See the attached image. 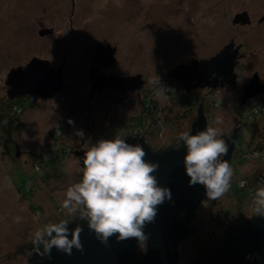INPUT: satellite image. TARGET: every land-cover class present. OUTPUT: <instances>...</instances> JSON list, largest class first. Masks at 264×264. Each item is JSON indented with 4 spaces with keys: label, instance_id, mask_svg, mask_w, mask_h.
<instances>
[{
    "label": "rangeland",
    "instance_id": "obj_1",
    "mask_svg": "<svg viewBox=\"0 0 264 264\" xmlns=\"http://www.w3.org/2000/svg\"><path fill=\"white\" fill-rule=\"evenodd\" d=\"M244 10L251 24L234 25L235 15ZM263 15L264 0H0L1 102L6 101V79L12 68L25 66L35 56L56 67L66 63L62 94L37 97L31 103L24 99L19 125L0 131V264H37L35 231L47 223L78 218V213L69 214L61 207L67 188L82 179L83 157L75 151L88 150L117 134L146 137L145 142L158 149L189 132L198 104L190 111L181 86L162 81L177 64L215 55L234 39L245 44L243 51L250 60L263 59L246 65L264 72ZM44 27H53L54 34L40 35ZM97 44L118 49L116 63L102 71L143 74L142 91L105 89L92 94L90 65ZM156 75L164 86L159 95L158 86L151 83ZM166 85L179 91L172 89L169 96ZM216 95L218 105L204 103L208 123L222 128L225 140L240 126L230 162L234 176L227 193L217 200L206 198L197 209L191 222L196 230L182 245L180 264L199 260L201 253L220 245L229 225L254 217L252 198L264 184V177L259 181L264 176V112L253 122L240 121L241 108L256 100L242 105L230 91ZM123 96L128 100L120 104ZM218 115L222 125L215 123ZM80 130L83 136L77 134ZM253 133L251 147L262 152L255 159L247 149ZM16 216L22 217L20 223L14 222ZM137 251L144 253L146 244Z\"/></svg>",
    "mask_w": 264,
    "mask_h": 264
},
{
    "label": "water",
    "instance_id": "obj_2",
    "mask_svg": "<svg viewBox=\"0 0 264 264\" xmlns=\"http://www.w3.org/2000/svg\"><path fill=\"white\" fill-rule=\"evenodd\" d=\"M261 20H264V16ZM250 22L251 20L247 11L237 14L233 19L234 24H247ZM50 32L51 29H41L39 31L42 36ZM234 45V42L229 43L211 58L193 59L189 64H177L168 72V75L181 81L183 87L188 91L199 86V84L206 80L212 72L225 75L227 79L229 78L228 82L234 84L235 60L240 49L239 45L231 52ZM116 53L117 47H113L111 44L96 45L90 65L92 94L96 92L101 93L106 88H112L122 93H134L141 90L145 85L146 80L143 74L139 73L121 76L106 74L101 70L102 67L109 68L115 64ZM64 66L65 62L56 68L51 60L35 56L25 66L21 65L12 68L6 79V85L9 87L7 92L8 97L10 99L25 95L43 99L54 97L66 86L63 80ZM204 86L210 87L212 83L207 81ZM261 92H264V88H260L257 80L253 79V81L245 87V94L241 104H245L247 98ZM198 112L199 115L203 117V122H201V124L203 126L209 124L203 104L199 105ZM195 116L192 119V123ZM203 126L200 127V130L205 128H203ZM239 129L240 126L235 128L234 134L236 136H239ZM231 136L232 135H225L227 140H229ZM127 138L129 137L127 136ZM132 138L143 139L145 141L146 137ZM177 142L162 146L158 149L167 148ZM128 143L141 145L146 152L145 160L150 163L158 164V169L153 175L156 176L158 185L161 187L169 188L168 186L172 184V187L169 189L173 192L174 198L172 201L176 200L175 203L178 204L177 207L196 202L195 200L198 197L206 193L205 187L200 184L195 186L189 185L190 177L186 174L184 155L175 153L169 157L156 160L151 154L149 147L142 141L135 140L134 142L129 141ZM146 143L149 144V142ZM233 149L234 144L230 146L226 160L231 158ZM86 151L87 150H81L75 152L77 155H84ZM17 155H20L18 149ZM78 224H82L83 227L80 237L83 245V252L73 247L72 254L68 255L53 247L50 256L47 254L41 255L43 258L41 264H129L133 257V251L139 244L137 239L130 238L124 241H118L116 235H114L109 238L108 243L105 244L97 239L94 232L89 230L87 222L83 221ZM76 226V223L69 225L72 229ZM195 227V225L191 227L193 233L196 230ZM144 231L157 245V248L151 250L139 264H173V256L170 254V250L176 246L181 237L186 234L182 231L181 227L167 215H160L157 213L154 222L148 223ZM69 238L71 239V236H69ZM262 245H264V217H255L250 221L247 229L239 232L223 246L217 258L211 264L254 263L256 261L254 259L255 253L258 252ZM199 260H195L194 262Z\"/></svg>",
    "mask_w": 264,
    "mask_h": 264
},
{
    "label": "clouds",
    "instance_id": "obj_3",
    "mask_svg": "<svg viewBox=\"0 0 264 264\" xmlns=\"http://www.w3.org/2000/svg\"><path fill=\"white\" fill-rule=\"evenodd\" d=\"M151 83L158 86L159 95L164 89L161 78L156 75ZM215 123L222 125L223 117L218 115ZM77 134L83 136L82 130ZM179 140L187 149L184 164L189 185L204 186L209 200H217L227 193L234 172L230 162L221 159L229 151L228 143L222 138V128L207 124L195 134L181 132ZM145 157L141 145L129 144L119 134L92 144L84 153L82 179L67 188L62 209L69 214L78 213V218L87 222L89 230L102 243L107 244L116 235L118 241L135 238L140 245L146 244L149 237L144 229L154 222L158 206L172 199V192L158 185L153 175L158 164L147 162ZM252 205L255 215L264 216V184L257 187ZM21 220L20 216L14 218L15 223ZM69 225L68 220L61 219L36 230L32 243L37 253L50 256L53 247L68 255L72 254L73 247L83 252L82 224L74 229Z\"/></svg>",
    "mask_w": 264,
    "mask_h": 264
},
{
    "label": "flooded vegetation",
    "instance_id": "obj_4",
    "mask_svg": "<svg viewBox=\"0 0 264 264\" xmlns=\"http://www.w3.org/2000/svg\"><path fill=\"white\" fill-rule=\"evenodd\" d=\"M245 11L246 10H244L243 12H245ZM240 13H242V12H240ZM248 14H249V12H248ZM249 17H250V15H249ZM262 17H261V19H262ZM261 19H260V22H263L264 20H261ZM250 20H251V17H250ZM251 22H252V20H251ZM251 22L247 23V24L237 23V24H234V25L246 26V25H250ZM42 29H51V32L46 34V35L54 34V28L53 27H44ZM231 42L235 43V45L231 49V52L234 51L236 49V47L240 45L239 53H238L237 58L235 60V67H234L235 82H234V84H230L228 82L229 78L227 79V77L225 75H223L221 73H217V72H212L206 78V80L202 81L199 84V86H197L195 88H192L189 91L186 90L183 87V84H182L181 81L174 79L173 77L169 76L168 74H167V78L162 79V80L168 81L170 84L171 83L172 84L176 83V84L180 85L181 88H182V91H180V92L185 94V96H186V98H187V100L189 102H192V106H195V103L198 104L197 115L194 118V121L192 123V126L190 128L189 133L195 134L194 131L200 130V127L203 126L201 124V122H203L202 121L203 117H201L199 115V112H198L199 105L200 104L204 105V103L208 104L210 102L213 103L216 100L219 101L220 98L216 95V92H219V91H221V92L230 91L234 95L233 98H235L236 101L241 103L242 99H243V96L245 94V87L251 81H253V79L257 80V82L259 83V87L260 88H264V72H263V69H261V68L254 69V66H252L253 64L251 66L246 65L250 61L251 62H256V63H258L259 61L263 62V59L262 58L256 59L255 57H253L250 60L246 56L244 51H243L245 49V44L244 43H240V42L238 43L234 39L231 40ZM117 51H118V49H117ZM212 56H214V55H211V56H209V57H207L205 59L211 58ZM63 62H65V61H62V63ZM65 65H66V63H65ZM56 68H58V67H56ZM103 68H105V67H102V69ZM109 68H105V69H109ZM64 69H65V66H64ZM207 81L212 83V86H210V87L204 86ZM106 89H112V88H106ZM174 89L176 91H179L177 89V87L174 88ZM193 90H195V91L199 90V92L201 91V92H204V93L202 95L199 94V93L194 94ZM62 92L63 91H60V94H62ZM137 92H140V90L136 91L134 93H137ZM117 93H121V91H117ZM127 93H130V92H127ZM168 95L171 96V92H169ZM199 95L201 96V98H199L200 97ZM36 99H37V97H36ZM252 100H256L255 101L256 103L264 102V92L258 93L256 95H253V96L247 98L245 104L249 103ZM245 104H243V105H245ZM245 108L246 107L244 106V108H242V109H245ZM204 127H206V126H203V128ZM239 137H240V135L236 136L234 134V135L231 136V138L229 140H226V142L229 145V148H230L231 145L234 144V149H233L232 152H235L236 140ZM129 141L130 142H134L135 140L134 141L131 140V139L130 140L129 139L126 140L127 143ZM80 149H82V146H80ZM82 150H84V149H82ZM150 152L155 157V159L158 160V159L169 157V156H171V155H173L175 153H180V154L185 156L187 154V149H186L185 146H183L182 141L179 140L176 144H174L172 146H169L167 148L161 149V150H159V149L155 150V149L151 148ZM82 157H83L82 160H84V155H82ZM221 159H227V155L225 157H221ZM231 160H232V157L228 159L229 162H231ZM168 187L171 188L172 184L170 186H168ZM244 191L246 192V190H244ZM247 192H250V196H253V194H254L253 191H247ZM236 197L238 198L239 201H243V198H240L238 196H236ZM173 198H174V195H173V192H172V199L170 201L169 200H165V202L163 204L158 206V214L167 215L169 218L173 219L176 222V224L181 227L182 231H184L186 233L183 237H181V239L178 242V244L176 246H174L173 248H171V250H170V254L173 256V264H180L181 258H182V255H181L182 245L184 244V242L187 239H189L193 235V231L191 230V222L194 221V217H195L197 209L203 204L205 199L208 198V197L206 196V193H204L202 196L198 197L195 200L196 202L187 203V204L181 205L180 207H177L178 204L175 203L176 200L172 201ZM162 208H163V210H161ZM255 217H264V216L255 215L254 217H250L249 219L245 220L242 223L238 222V223H235L233 225H229V227L226 229V231H225V233H224V235H223V237L221 239L220 245L216 246L214 250L211 249L212 251L207 252V254L206 253L205 254L201 253V256H200L201 260L196 261L193 264H211L217 258L218 254H219V251L223 248V246L229 240L234 238L235 235H237L239 232H241L242 230L247 229L248 226H249L250 221L253 218H255ZM139 245H140V243L138 244V246ZM138 246L134 249V253H136V254L133 255V257L131 258L129 264H139L151 250L157 248V245L153 242V240H151L150 237L148 238V241L146 243V251L144 253H141V254L138 253V251H137ZM42 250H43V248L41 246V252H42ZM254 259L256 260L254 263H246V264H264V245H262L260 247V249L258 250V252L255 253ZM34 260L36 261L37 264H41L42 261H43V258L41 257V255L39 253H37V251L34 254Z\"/></svg>",
    "mask_w": 264,
    "mask_h": 264
},
{
    "label": "trees",
    "instance_id": "obj_5",
    "mask_svg": "<svg viewBox=\"0 0 264 264\" xmlns=\"http://www.w3.org/2000/svg\"><path fill=\"white\" fill-rule=\"evenodd\" d=\"M183 97H185V100H187L186 96H183ZM26 98L29 99V96L25 95V96L17 97V98H14V99H10L8 97V95H7L6 101H4V102L0 101V131H1V133L5 132V131H8L10 129H13L14 127L17 126V125H15V123H16V120H18L19 113H17V111H15L14 108L17 107V106L23 107V103L22 102ZM123 98H124V96H123ZM181 99L183 100V98H181ZM188 103L190 105L188 109L190 111H192L193 110L192 109V102L188 101ZM242 111H243V109H242ZM255 135H256L255 133L252 134L251 139H250V143L248 144V147H247V149H250V151H252L254 148L255 149H259L258 146H255L254 148L251 147V143L253 141V138H255ZM125 139L126 140H128V139L130 140L131 139L133 141L134 140L142 141L144 144H146L149 147V149L152 148L151 145L146 143L143 139H137V138L135 139V138H132V137L125 138ZM261 154H262V152H261ZM161 210H163V208ZM81 222H83V221H81L80 219H76V220H73L72 222H70V224H74V223L78 224V223H81ZM135 254L136 253H134V251H133V255H135Z\"/></svg>",
    "mask_w": 264,
    "mask_h": 264
},
{
    "label": "built area",
    "instance_id": "obj_6",
    "mask_svg": "<svg viewBox=\"0 0 264 264\" xmlns=\"http://www.w3.org/2000/svg\"><path fill=\"white\" fill-rule=\"evenodd\" d=\"M162 81H164V84L166 83V81L165 80H162ZM167 87H166V90H167V92L169 93V92H172L173 90L172 89H174L171 85H166ZM62 98H66V96H62ZM36 98H35V96H29V99H28V101L31 103L32 101H34ZM128 100V97H124L123 99H121V101H122V103H120V104H123L124 102H126ZM195 102V101H194ZM214 104H216V105H218V103H219V101L218 100H216L215 102H213ZM196 104V103H195ZM14 110L15 111H17V113H21L22 111H23V107H19V106H17V107H15L14 108ZM263 112H264V103L263 102H258V103H254V105H249V107L247 108H245L244 109V111L242 112V114H243V117H242V115H241V117H239V119H240V121L242 120V119H247L248 121H254V120H257V118L259 117V116H262V114H263ZM207 117V116H206ZM19 120H16V123H15V125H19ZM61 133H60V129L56 132V134H55V138H56V135H60ZM53 148V146H51V151H48L46 154H45V156H46V158L45 159H47L48 157H49V154L50 153H52V149ZM260 154H261V152H260V150L259 149H253L252 151H250V158L251 159H255V158H259L260 157ZM48 160V159H47ZM38 169V168H37ZM263 175H262V177H259V181H261V180H263ZM246 181V180H245ZM245 181H243V182H245Z\"/></svg>",
    "mask_w": 264,
    "mask_h": 264
}]
</instances>
